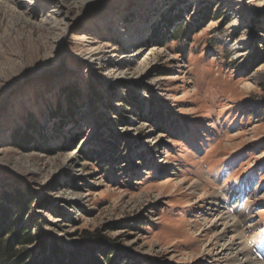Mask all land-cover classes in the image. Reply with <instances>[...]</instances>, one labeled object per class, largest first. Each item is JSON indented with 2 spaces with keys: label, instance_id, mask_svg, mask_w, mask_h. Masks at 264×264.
Returning <instances> with one entry per match:
<instances>
[{
  "label": "rangeland",
  "instance_id": "1",
  "mask_svg": "<svg viewBox=\"0 0 264 264\" xmlns=\"http://www.w3.org/2000/svg\"><path fill=\"white\" fill-rule=\"evenodd\" d=\"M16 190L67 251L99 236L116 264H237L217 255L228 224L227 254L255 264L264 0H0V195Z\"/></svg>",
  "mask_w": 264,
  "mask_h": 264
},
{
  "label": "trees",
  "instance_id": "2",
  "mask_svg": "<svg viewBox=\"0 0 264 264\" xmlns=\"http://www.w3.org/2000/svg\"><path fill=\"white\" fill-rule=\"evenodd\" d=\"M174 37L172 42L180 36L174 34ZM63 95L66 98L67 110L63 111L61 105H58L56 114L61 118L74 116L77 110L75 107L77 99L81 97L80 92L76 88H66L63 89ZM95 96L100 98L101 95L96 93ZM130 105L140 108L135 97L130 99ZM151 115L160 120V127L166 126L168 117L163 111L154 110ZM114 162L115 160H107L106 163L109 165L104 169L105 173L112 174L111 163ZM0 198L2 199L0 203V264H116L130 257L118 249L114 243H109L105 237L99 236H87L80 246L75 247V250L67 251L63 249L57 237L45 231L41 223L43 221L40 224L38 221L33 222L26 218L36 204L26 191L16 190L9 194L4 193L0 195ZM37 244H39L38 247ZM97 253L103 255V262L96 258Z\"/></svg>",
  "mask_w": 264,
  "mask_h": 264
},
{
  "label": "bare ground",
  "instance_id": "3",
  "mask_svg": "<svg viewBox=\"0 0 264 264\" xmlns=\"http://www.w3.org/2000/svg\"><path fill=\"white\" fill-rule=\"evenodd\" d=\"M228 218V217H227ZM226 218V219H227ZM238 218V217H237ZM218 219V218H217ZM215 220V221H213V224L214 225H216L217 223H218V220ZM223 220V219H222ZM225 220V219H224ZM234 224V223H233ZM218 225V224H217ZM224 228H223V231L222 232H220V234H218L217 236V244H220V243H222L221 244V249H222V251H219V253H217V255H218V257H225L226 259H233V262L232 263H235V262H237V264H248L249 263V258H248V255H246L243 251H238V253H235V252H233V253H230V254H227V252H228V248H229V250H231V247L232 246H234V241L232 242H227L226 243V241H225V238L224 237H226L225 236V234H227V233H229V232H231V231H229V226H228V224H224ZM232 226V225H231ZM234 232V231H233ZM233 240V239H232ZM235 240V239H234ZM225 241V242H224ZM236 241V240H235ZM236 244V243H235ZM239 246V245H238ZM234 249V248H233ZM243 250H244V248H243ZM210 252H213V250H211ZM246 252V251H245ZM231 255H233V256H231ZM253 257H254V254H253ZM255 258V257H254ZM256 260H254V263L255 264H263V263H261L260 262V260H258L257 258H255ZM251 260V259H250ZM231 263V262H230ZM228 264V263H227Z\"/></svg>",
  "mask_w": 264,
  "mask_h": 264
},
{
  "label": "water",
  "instance_id": "4",
  "mask_svg": "<svg viewBox=\"0 0 264 264\" xmlns=\"http://www.w3.org/2000/svg\"><path fill=\"white\" fill-rule=\"evenodd\" d=\"M56 74H57V72L55 74L53 73L51 76H55Z\"/></svg>",
  "mask_w": 264,
  "mask_h": 264
}]
</instances>
